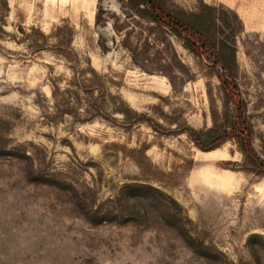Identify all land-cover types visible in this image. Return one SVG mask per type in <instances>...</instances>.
Wrapping results in <instances>:
<instances>
[{"label":"rangeland","instance_id":"obj_1","mask_svg":"<svg viewBox=\"0 0 264 264\" xmlns=\"http://www.w3.org/2000/svg\"><path fill=\"white\" fill-rule=\"evenodd\" d=\"M202 2L264 161V0H163ZM129 3L0 0V264H264V173L190 136L225 121L218 68Z\"/></svg>","mask_w":264,"mask_h":264},{"label":"trees","instance_id":"obj_2","mask_svg":"<svg viewBox=\"0 0 264 264\" xmlns=\"http://www.w3.org/2000/svg\"><path fill=\"white\" fill-rule=\"evenodd\" d=\"M130 6L138 12L159 23L168 25L174 32L182 36L188 47L198 55L208 57L218 68L224 95L226 97L225 121L218 124L213 114L214 124L203 130L190 131L195 144L202 150L217 148L228 139H235L246 160L256 163V167L264 173V161L261 160L253 146V129L248 121L246 103L242 98L236 81V47L234 30L231 37L217 38L213 25L216 23L215 7L201 3L199 12L171 11L164 6L163 0H130ZM225 35L224 30H220ZM232 102L236 109L235 121H229L228 104ZM226 169V168H225Z\"/></svg>","mask_w":264,"mask_h":264},{"label":"bare ground","instance_id":"obj_3","mask_svg":"<svg viewBox=\"0 0 264 264\" xmlns=\"http://www.w3.org/2000/svg\"><path fill=\"white\" fill-rule=\"evenodd\" d=\"M206 156H208V155H206ZM224 172H227V173H229L230 172V170H228V169H224ZM200 173V172H199ZM206 174V173H205ZM204 174V175H205ZM196 176V173L194 172L193 174H192V178H194ZM207 177L208 178H210V179H212L211 181H213V182H215V184H218L219 185V183H224V180H223V178H224V174L223 173H209L208 175H207ZM214 179V180H213Z\"/></svg>","mask_w":264,"mask_h":264}]
</instances>
